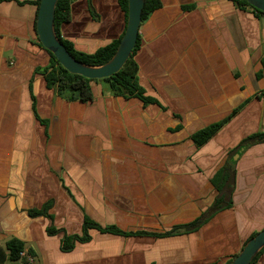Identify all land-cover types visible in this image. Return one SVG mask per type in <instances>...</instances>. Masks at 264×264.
<instances>
[{"label":"crops","instance_id":"1","mask_svg":"<svg viewBox=\"0 0 264 264\" xmlns=\"http://www.w3.org/2000/svg\"><path fill=\"white\" fill-rule=\"evenodd\" d=\"M33 0L0 1V245L14 236L34 264H227L264 227V15L232 0H159L140 23L137 78L156 103L111 94L91 100L48 87L50 54ZM59 32L92 53L118 38L119 0H73ZM235 110V112H234ZM229 117L202 145L191 136ZM232 157V205L200 227L166 236L88 229L60 248L54 225L81 234L85 217L125 232H163L210 209L215 172ZM51 202V218L30 216ZM4 264L9 263L8 260ZM253 264H264V248Z\"/></svg>","mask_w":264,"mask_h":264},{"label":"trees","instance_id":"2","mask_svg":"<svg viewBox=\"0 0 264 264\" xmlns=\"http://www.w3.org/2000/svg\"><path fill=\"white\" fill-rule=\"evenodd\" d=\"M0 1H10V0H0ZM73 0H57L55 5V13H54V31L59 38V40L65 45L67 50L79 61L92 65L99 66L107 62L112 55L114 54L118 43L121 39L122 34L111 41L110 43L97 48L92 53H85L82 51H78L73 48L72 44L63 39L59 32L60 24L67 22L70 17L69 7ZM234 4L241 9H251L257 15H264V12L257 10L253 6L247 3L246 0H232ZM36 5L38 9L40 0L29 1ZM119 4L121 9L124 11L125 16L127 17V0H119ZM160 6L159 0H144V4L141 11V22L144 21L149 14L157 9ZM35 25V24H34ZM40 44V43H39ZM41 45V44H40ZM139 46V39L137 37L136 44L132 49L131 54L123 64V66L114 74L109 77L103 79H89L85 78L78 74H73L64 69L57 59L50 54V64L47 67H44L39 72L44 75V79L48 87L56 89L59 93L62 91L76 92L77 97L81 100H91L93 97L91 90L92 82H103L106 85V90L113 95L123 96V97H136L140 99L144 104L148 103H156L157 100L153 97L147 96L144 93L143 87L139 84L137 78V64L133 58L135 51ZM235 112V110H234ZM226 117L220 121L212 123L204 128L197 130L192 134L191 138L196 144V146L202 145L206 142L215 132L218 130L228 119ZM254 142H264V132H256L250 134L243 138L236 147H234L229 154L236 153L242 148L254 143ZM234 160L232 157H228V159L224 162V164L215 172L213 177L211 178V182L215 189L217 190V195L215 200L207 211L201 214L198 218L193 221L179 226H174L168 231L163 232H155V231H145V230H137L131 232H125L116 226H101L91 220L90 218L85 217L82 224V232L81 234H68L62 228H56L54 225H49L46 227V232L48 235H55L58 233H62L61 236V245L60 248L63 251H69L74 246L75 242H85L90 239L88 234V229L94 228L101 232L113 233V234H151L154 236H166L170 234H174L177 232H189L196 230L198 227L202 225L211 215L215 212L222 210L224 208H228L232 205L231 200V192L232 186L234 183L235 169H234ZM51 205V202H46L39 209H30L28 211L30 216H45L52 219V216L49 214L48 210ZM256 232H253L251 236H253ZM249 237V238H250ZM264 248V247H263ZM261 248L258 253L254 256L249 264H253L257 259L261 251ZM23 249H26V243L22 240L12 236L8 238L3 245H0V264H4L5 261L9 260L13 264H16L19 260V253ZM28 252L34 255V251L31 247L27 248ZM236 256V255H235ZM233 256L227 264H230Z\"/></svg>","mask_w":264,"mask_h":264},{"label":"water","instance_id":"3","mask_svg":"<svg viewBox=\"0 0 264 264\" xmlns=\"http://www.w3.org/2000/svg\"><path fill=\"white\" fill-rule=\"evenodd\" d=\"M264 12V0H246ZM57 0H40L35 18V32L41 46L52 53L60 65L73 74L89 79H103L116 73L134 48L141 23L144 0H127L126 25L112 57L102 65L92 66L77 60L59 40L54 31V13ZM264 247V227L247 239L230 264H249ZM19 264V263H16Z\"/></svg>","mask_w":264,"mask_h":264},{"label":"built area","instance_id":"4","mask_svg":"<svg viewBox=\"0 0 264 264\" xmlns=\"http://www.w3.org/2000/svg\"><path fill=\"white\" fill-rule=\"evenodd\" d=\"M19 261H21L19 264H34L35 258L27 249H23L19 253Z\"/></svg>","mask_w":264,"mask_h":264},{"label":"rangeland","instance_id":"5","mask_svg":"<svg viewBox=\"0 0 264 264\" xmlns=\"http://www.w3.org/2000/svg\"><path fill=\"white\" fill-rule=\"evenodd\" d=\"M8 262H9V263H12V262H11V261H9V260H8ZM19 262H21V261H19V260H18V261H17V263H19ZM12 264H13V263H12Z\"/></svg>","mask_w":264,"mask_h":264}]
</instances>
